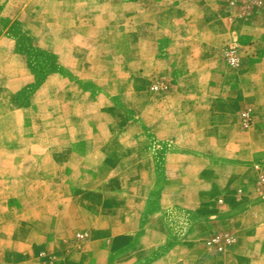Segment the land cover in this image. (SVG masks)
I'll return each mask as SVG.
<instances>
[{
	"label": "rangeland",
	"instance_id": "obj_1",
	"mask_svg": "<svg viewBox=\"0 0 264 264\" xmlns=\"http://www.w3.org/2000/svg\"><path fill=\"white\" fill-rule=\"evenodd\" d=\"M159 8L164 10L162 27ZM0 35L10 42L0 45V81L17 77L24 82L17 100L27 108L25 121L38 140H25L18 149L38 156L37 178L44 177L43 170L59 171L65 165L66 135L81 150L103 151L109 166L105 186L97 189L0 190L7 204L20 199L29 206L40 230H47L46 216L57 214L60 202L75 205L60 213V229L68 237L58 243L60 254L44 256L47 264H144L165 252L163 264H264V0H0ZM233 47L239 50L236 66L228 62ZM197 56L200 64L192 61ZM213 66L222 75L213 85L225 89V95L218 99L219 124L201 142L226 149L235 201L226 191L209 188L223 174L205 172L207 160L184 157L186 166L173 168L163 159L166 149L158 136L167 122L178 123L183 126L181 151L193 156L203 147H195L200 126L191 107L185 106L175 122L161 103L175 83L197 86L198 69ZM174 70L191 74L182 80ZM244 110L253 117L249 126L241 120ZM227 114L233 120L223 121ZM48 151L54 158L45 157ZM144 153L155 157L150 171ZM170 179L179 182L181 197L177 203L167 199L161 222L147 215L154 219L151 231L143 220L136 233L113 239L112 228L129 209L140 216L147 208L154 215ZM175 187L168 195H175ZM79 206L98 216L70 217ZM240 212L234 227L227 213ZM240 231L248 238L241 239ZM80 233L86 238L79 239ZM225 234L234 241L223 250L208 245L211 237ZM136 235L138 243L131 249ZM39 246L49 252L47 239L40 238Z\"/></svg>",
	"mask_w": 264,
	"mask_h": 264
},
{
	"label": "crops",
	"instance_id": "obj_2",
	"mask_svg": "<svg viewBox=\"0 0 264 264\" xmlns=\"http://www.w3.org/2000/svg\"><path fill=\"white\" fill-rule=\"evenodd\" d=\"M159 10L162 12L160 14L161 23L159 27H162L164 10L161 8H159ZM147 41L148 40H146V44H148ZM6 43L10 45V42H8V40L6 41V37L0 35V45ZM192 61L193 63L196 62L200 64L201 59L197 56L196 58L193 57ZM162 62V59L158 60V63ZM209 62L213 63V61ZM174 71L177 74L176 76H179L182 80L185 77H189L191 74L190 71L189 73L185 71ZM133 73L136 74V71L134 70ZM197 73V79L199 81L197 86L175 83L173 89L167 94L166 98L163 99L161 108L171 121L172 117H175L173 120L177 122V119L181 116L182 110L185 111L184 107H191L192 112L195 113L194 118L198 121V125L200 126L199 137L194 138L195 147L200 145H203V147H198L196 152H193L195 154L193 156L190 155V153L187 154L181 151L179 144L182 142L181 139H184L181 138L183 126H179L178 123L174 126L170 122H167L158 135L160 141L163 143V147L166 149L163 159L171 162V166L177 171L182 170L184 166H186V163L183 162V159H185L184 157H191V159L198 160V162H201L200 160H207V164L204 163V165H202L203 167L205 166V172H211L215 175L221 172L223 174L222 179H212L211 184H213V186H209V188L216 192L226 191L227 198H232L235 201L236 189L234 186H228V178L231 174H227L226 149L224 148L222 151L221 148L215 150L209 140L204 144L201 142L203 139H206L207 135L204 134H206L207 130L219 124V119H221L218 117L221 109L218 99L223 94L225 95V89L216 87L213 83L222 75H220L218 70H215L214 66L209 71H200L198 69ZM18 79L19 78L16 77L15 79H2L0 81V190L3 189V186H70L71 190L80 192L87 189L86 186H95L94 188L96 189L98 186H105L104 174L108 172L109 169V166L104 162L106 154L101 150H94L91 148L81 150L78 148L77 144L72 142L75 140L68 138L67 135L63 138L65 144H67V148H69L65 156L67 160L65 165L59 168V171H57L55 167L43 170L44 172L42 173L44 177L42 179L37 178V175L41 172V167L39 168V166L35 164L38 156L33 152H27L25 155L23 151L18 149L25 140L30 143H34L38 140V138L31 133L29 124L25 121L24 113L27 111V108L17 100L16 94L24 83L18 82ZM239 99L241 101L242 97H239ZM228 115L229 114L222 117V120H233ZM80 123L83 124L84 121H79V124ZM133 126L134 124H131L129 128ZM132 139H136V137ZM138 140H141V138ZM78 141L82 142V139L80 138ZM88 141L89 143L91 142V140ZM143 141L146 142L147 140L143 139ZM45 157L47 159L54 158L53 153L50 151L46 153ZM25 159H27L26 163H24ZM215 159L223 160V162H218ZM153 162H155V157L144 153L143 163L148 171H150ZM168 162H166V165L169 164ZM172 163L174 164L172 165ZM134 165L136 164H133V166ZM203 171L204 170H202V172ZM176 174H178V172H176ZM7 176H10V178L7 179ZM174 184H176L175 195H168L171 186ZM180 188L179 182L173 179H170L165 187L163 186L162 195L159 199V209L155 210L154 215H152L147 208H145L140 216H137L136 211L129 209L127 214H124L122 219H119L117 224L112 228V238H123L126 234L131 236V234L136 231L135 228L137 224L142 223L143 220H145V222H143L144 228L147 229L148 232L151 231L154 219L147 218V215H149V217L158 216L160 223L164 213L163 208L167 207V199L175 203L179 202L181 197L178 196ZM54 200L55 199L51 198L49 203ZM6 202L5 200H0V264H47L44 256H47V254H60L58 243L62 239L68 237V231L63 232V230L60 229V224L64 219L61 217L62 214L60 213L66 212L68 207H75L72 202L68 200L60 202L61 206H59L58 213L56 214V212H53L51 215L49 214L46 216L47 230H40L39 226L34 225L37 224L35 218L28 214L31 208L21 203L22 201L20 199H15L14 202L9 201L10 203L8 204ZM18 202H20L21 205ZM126 203L128 206H133L132 201L128 200ZM60 207L63 209H60ZM242 214L244 213H227V221L234 227H237L238 223H235L234 219L239 218ZM89 215L92 217L98 216L96 213H90L79 206V209L73 210L69 216L80 220L87 218ZM145 234H147L146 231ZM238 235L244 240L248 238L247 235L249 234L240 231ZM40 238H43V240L47 239L49 252H46L39 246ZM135 238L137 241H135L134 246H131V249H134L138 243L139 237L136 235ZM25 240L29 241V243H25ZM165 243V241L161 242L157 249ZM157 249L155 248V250ZM241 251L242 249H240V253ZM66 254L68 253L66 252ZM78 254L82 255V251H79ZM164 254L144 264H163L165 259L163 256Z\"/></svg>",
	"mask_w": 264,
	"mask_h": 264
},
{
	"label": "built area",
	"instance_id": "obj_3",
	"mask_svg": "<svg viewBox=\"0 0 264 264\" xmlns=\"http://www.w3.org/2000/svg\"><path fill=\"white\" fill-rule=\"evenodd\" d=\"M263 0H248V2L250 4H256V3H259ZM228 62L233 65V66H236L240 63V58H239V50H237L236 48H230V50L228 51ZM155 89H158L159 86L156 85L154 87ZM241 120L243 122V124L245 126H249L252 124L253 122V117H252V114H251V111L250 110H244L241 114ZM87 236L86 233H80L78 234V237L79 239H85ZM233 237L229 234H225L224 236H221V235H216V236H213L211 237L209 240H208V245L217 250V251H221L224 249L225 245L233 242Z\"/></svg>",
	"mask_w": 264,
	"mask_h": 264
}]
</instances>
